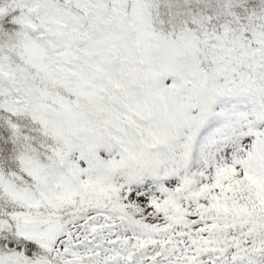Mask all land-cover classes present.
Wrapping results in <instances>:
<instances>
[{"label": "snow or ice", "instance_id": "1", "mask_svg": "<svg viewBox=\"0 0 264 264\" xmlns=\"http://www.w3.org/2000/svg\"><path fill=\"white\" fill-rule=\"evenodd\" d=\"M0 264H264V0H0Z\"/></svg>", "mask_w": 264, "mask_h": 264}]
</instances>
